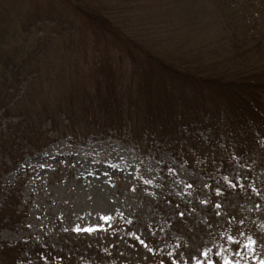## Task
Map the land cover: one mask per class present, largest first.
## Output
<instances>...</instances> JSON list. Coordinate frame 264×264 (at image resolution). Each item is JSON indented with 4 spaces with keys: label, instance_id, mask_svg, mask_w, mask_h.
I'll list each match as a JSON object with an SVG mask.
<instances>
[{
    "label": "rangeland",
    "instance_id": "1",
    "mask_svg": "<svg viewBox=\"0 0 264 264\" xmlns=\"http://www.w3.org/2000/svg\"><path fill=\"white\" fill-rule=\"evenodd\" d=\"M102 1L125 23L134 19L130 24L138 32H132L159 36L174 52L187 54L182 49H188L211 70L235 62L230 45L234 34L241 37L251 28L245 19L240 34L225 20L227 0ZM16 6L20 13L10 26L14 30L7 37L0 29V50L13 51L17 63L26 64L23 67L30 63V68L25 77L9 75L18 80L8 92L11 105L18 103L22 110L7 112L0 107V240L62 248L74 258L71 264H132L147 252L142 248L138 256L126 252V242L142 238L159 250L156 256L161 260L152 257L151 264H169L166 261L173 259L172 264H261L264 166L246 175L243 165L235 164L231 175L246 184L240 191L228 193L222 188L218 194L204 186L208 180L181 168L173 181L163 177L152 152L138 153L128 116L121 133L107 130L94 135L78 128L73 136L66 110L74 112L75 106L76 115L98 114L76 100L74 92L81 97L98 92L104 85L100 71L104 62L112 64L115 84L120 86L124 108L128 107L132 83L139 78L132 58L111 36L84 24L60 0H23ZM166 49L162 46L163 56ZM32 52L42 57L38 67L37 61L21 60H30ZM254 61L251 55L249 62ZM83 120L78 127L84 126ZM53 123L65 132L54 131ZM27 124L42 125L38 146L30 136L23 137ZM8 149L15 151L13 157L5 153ZM188 182L193 186L188 188ZM12 188L18 197L13 201L24 214L11 217L5 204ZM104 216L111 219L105 221ZM96 225L91 233L83 231ZM253 240L255 244L250 243ZM162 251L167 253L161 256ZM34 255L29 264H42ZM121 256L125 260L120 261Z\"/></svg>",
    "mask_w": 264,
    "mask_h": 264
},
{
    "label": "trees",
    "instance_id": "2",
    "mask_svg": "<svg viewBox=\"0 0 264 264\" xmlns=\"http://www.w3.org/2000/svg\"><path fill=\"white\" fill-rule=\"evenodd\" d=\"M22 1L0 0V8L4 12L0 15V29L7 37L14 30L10 26L15 24L20 13V6L16 5H21ZM60 1L84 24L111 36L131 56L135 71L139 74L137 82L132 83L134 88L129 94L128 107L124 108L120 86L115 84L118 80L113 66L104 62L100 68L104 85L98 86V92L82 93V97L79 91L74 92L76 100L92 106L98 114L76 115L75 106L72 107L74 112L66 110L73 136H77L78 128H84L87 134L92 132L94 135L107 130L121 133L128 116L133 125L132 137L138 153L145 155L152 152L163 177L173 181L181 168L208 180L209 183L204 185L208 190L222 191L223 188L228 193L240 191L246 182L238 181L231 175L235 164H242L246 175L264 166V0L224 2L228 5L225 8V20L235 26L237 33L241 27L245 29V19L251 28L245 30L246 34L241 37L234 31L236 38L230 45L235 62L231 60L230 65L222 63L215 70L209 69L206 62L197 61L188 49H182L187 54L174 52L159 36L132 32L133 29L138 32L130 24L135 22L134 19L129 18V22L125 23L114 10L105 9L102 0ZM204 7L207 8L205 5ZM1 38L3 36L0 35ZM162 46L167 48L164 50L165 56L162 55ZM12 52L0 50V61L3 63L0 67V78H3L0 83V107L7 112L10 108L20 112L22 109L18 110V103L12 107L13 100L9 93L18 81L14 79L28 74L30 63L23 67L26 64L17 63ZM36 54L37 52H32L30 60H21L32 61L33 64L41 61L42 57H37ZM251 55L255 57L252 63L249 62ZM37 64L38 67L40 63ZM9 75L14 79H10ZM44 110L49 109L44 107ZM225 113L226 124L223 123ZM81 119H84V126L78 127ZM28 125V133L24 132L23 137L27 139L30 136L33 145L38 146L42 137V125ZM53 125L54 131L65 132L59 125ZM79 136H83L82 133ZM14 152L12 149L5 150L12 157ZM165 155L171 159L163 158ZM230 184L235 187H230ZM191 186L193 185L188 182L187 187ZM16 198L18 199L17 192L12 188L5 204L11 217L24 214V210H19L17 200L13 201ZM141 240L144 241L143 244L140 243ZM147 240L129 239L126 242V252L137 254L142 249L147 252V256L142 257L146 260L137 258L132 264H151L152 257H157L159 250H155ZM162 252L161 256L167 253ZM34 254H37L42 264H71L74 261L70 252L62 248L0 240L1 264H29V259ZM155 259L157 262L161 260L158 257ZM122 260L125 258L121 256L120 261ZM174 261L166 262L172 264ZM116 262L119 263L118 257Z\"/></svg>",
    "mask_w": 264,
    "mask_h": 264
},
{
    "label": "snow or ice",
    "instance_id": "3",
    "mask_svg": "<svg viewBox=\"0 0 264 264\" xmlns=\"http://www.w3.org/2000/svg\"><path fill=\"white\" fill-rule=\"evenodd\" d=\"M230 187H235V185H231V184H230ZM217 193H218V194L220 193V189H217ZM216 207L219 208L220 205H216ZM180 215L183 216V213H180ZM103 219H104L105 221H107V220L111 219V217H110V216H104ZM98 227H99V225H96V226H93V227H88V228H86V229H83V231H86V232L91 233V232L95 231ZM76 231L79 232V231H81V229L77 228ZM228 239H230V240H234V238L231 237V236H229ZM140 243L143 244L144 241L141 240ZM250 243L255 244V241H254V240H253V241H250ZM234 244H236L235 241H234ZM236 246H238V245H236ZM203 255H204L205 257H207V252H204ZM200 264H202V262H200ZM209 264H218V262H217V261H210ZM225 264H231V262H230V261H225ZM261 264H264V261H262Z\"/></svg>",
    "mask_w": 264,
    "mask_h": 264
}]
</instances>
